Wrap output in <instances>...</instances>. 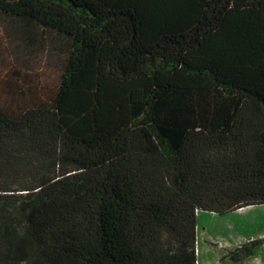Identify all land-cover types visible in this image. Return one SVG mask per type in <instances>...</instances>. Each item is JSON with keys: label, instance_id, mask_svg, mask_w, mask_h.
Segmentation results:
<instances>
[{"label": "trees", "instance_id": "obj_1", "mask_svg": "<svg viewBox=\"0 0 264 264\" xmlns=\"http://www.w3.org/2000/svg\"><path fill=\"white\" fill-rule=\"evenodd\" d=\"M0 21V264H197L199 212L264 205V0H0Z\"/></svg>", "mask_w": 264, "mask_h": 264}, {"label": "rangeland", "instance_id": "obj_2", "mask_svg": "<svg viewBox=\"0 0 264 264\" xmlns=\"http://www.w3.org/2000/svg\"><path fill=\"white\" fill-rule=\"evenodd\" d=\"M0 24L5 27L2 21ZM10 47L15 62L23 64L25 47L18 46L21 53ZM57 59L48 52L46 63L56 65ZM196 226L197 264H239L228 260V252L254 241L258 242L254 254L241 264H264V205L245 207L222 216L199 212Z\"/></svg>", "mask_w": 264, "mask_h": 264}]
</instances>
